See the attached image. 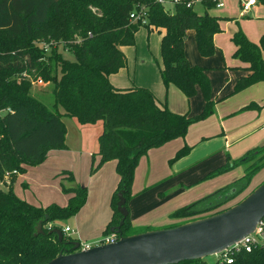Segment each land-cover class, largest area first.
<instances>
[{
	"label": "trees",
	"instance_id": "obj_1",
	"mask_svg": "<svg viewBox=\"0 0 264 264\" xmlns=\"http://www.w3.org/2000/svg\"><path fill=\"white\" fill-rule=\"evenodd\" d=\"M193 1L178 0L170 12L157 0H0V264H47L61 252H71L76 242L63 233L62 224L85 204V188L61 182V191L68 196L66 206L51 203L45 207L22 200L13 191L17 175L44 163L49 152L66 149L63 117L76 119L81 125L102 123L97 139L99 160L92 158L90 174L108 162L116 164L118 183L110 199L112 217L102 232L107 235L122 220L117 210L118 194H122L128 211L139 159L150 149L184 138L190 125L214 114L208 70L190 64L184 46L187 32L193 31L198 54L211 57L216 51L213 38L222 29L219 18L209 13L214 8L211 0L199 3L202 14L194 10L195 6L186 7ZM142 8L147 13V24L131 21L130 13ZM140 27L164 30L160 78L165 88L176 87L188 100L199 92L204 105L198 115L190 117L158 106L148 89H116L110 84L109 77L127 64L121 48L135 46ZM231 41L235 46L233 58L246 65V73L236 81L232 93L264 83V33L258 44L240 31L233 34ZM60 48L70 52L74 60L65 59ZM38 81L53 85L55 110L32 95ZM189 149L184 147L176 158L186 155ZM229 159L227 167L206 179L240 166L243 175L239 179L175 210L168 219L193 222L202 215L227 210L217 211L246 190L264 167V146L230 162ZM61 175L75 183L72 173L63 171ZM54 230L62 231L61 239ZM134 230L128 212L120 227L123 237L155 229ZM179 264L204 263L195 260ZM231 264H264V248L235 254Z\"/></svg>",
	"mask_w": 264,
	"mask_h": 264
},
{
	"label": "crops",
	"instance_id": "obj_2",
	"mask_svg": "<svg viewBox=\"0 0 264 264\" xmlns=\"http://www.w3.org/2000/svg\"><path fill=\"white\" fill-rule=\"evenodd\" d=\"M167 9L172 8V6H166ZM201 12L198 14L203 13V7L198 5ZM222 10V9H220ZM196 11V10H195ZM214 11V10H213ZM213 16H217L213 14L211 11L209 12ZM246 15V14H245ZM218 17V16H217ZM230 22V21H229ZM222 32L217 34L213 38L214 45L217 50H223L224 45L217 44V37L221 36L223 33L226 32L225 25L219 22ZM264 28V26H263ZM139 31V30H138ZM137 31V32H138ZM236 31L232 32V34ZM149 35L148 38V46L147 51L145 49L139 50L137 47L138 42L136 41L137 33L135 34V46L133 47H122L121 50L124 53L127 64L126 67L118 71L116 74H113L109 77L110 84L116 89H131L135 87L145 88L148 89L155 97L156 103L158 106H166L171 112L177 114H183L189 112L190 114L201 112L204 101L201 94L198 92L196 96L191 99H187L176 87L170 85L168 88H165L162 83H160V67H161V57H160V42L161 37L164 34V30L159 29H151V31L147 30ZM264 33V29L260 33V37ZM152 34V35H151ZM231 34V35H232ZM154 35V36H153ZM254 41V40H253ZM257 41L255 40L254 43ZM192 43H194V33L193 31H188L186 40H185V55L190 64L196 65L202 68L208 69L207 75L211 82V86L213 88V96L212 100L215 101V113L218 115L217 121L213 118L214 116H210L207 119L194 123L189 126L185 138L183 139L184 144H192L195 140H200L201 142H208L213 141L214 143L209 147L210 152L217 150V148L222 147L224 150L231 149L230 158L238 159L247 151L264 145V83L255 84L248 89L244 90L243 92L224 99L225 97L221 98L225 92L230 88L232 90L231 85L233 86L235 81L243 76L245 72L246 65L242 64L238 60L234 59L232 54L235 51L234 48L227 43L226 45V54L224 55V62H220L218 65H214L211 60H201L198 58L193 52H191V57L186 53L187 45L192 47ZM234 45V44H233ZM155 50L156 56H154L156 63V69L151 62L149 54H152L151 51ZM215 51V52H216ZM233 52V53H232ZM159 54V55H158ZM159 56V59H158ZM262 56L264 59V51L262 52ZM230 57V59H229ZM141 60V61H140ZM160 61V63H159ZM160 64V65H159ZM224 65V67L219 72L213 71L216 66ZM235 68V69H233ZM218 74V75H217ZM162 81V80H161ZM234 83V84H233ZM47 84L43 83H36L33 87L36 88L37 92H41V89L45 87ZM229 94V93H228ZM224 99V100H223ZM237 99H241L240 103L236 105ZM195 101V102H194ZM193 102V103H192ZM255 104V109L253 110L251 107L250 109H245L242 111L243 108L248 107L250 105ZM252 109V110H251ZM196 113L195 115H197ZM229 117V118H228ZM66 117H63L62 120H65ZM225 118H228L225 120ZM75 122H71V128L75 131H87L85 127L94 126V125H81L77 122L76 119L68 118ZM65 128H66V137H65V150H54L48 153L46 160L44 163L37 167H28L25 174L17 175L15 183L13 184V189L18 187L20 184L21 188L24 189L22 192H26V196L20 197L15 194L22 200H30L32 199L30 190L32 187L39 185L41 189H43L44 193H51L52 189H59L60 183L62 182L63 176L61 172L68 171L72 173L75 184L85 188L87 191L86 202L83 207L78 211L76 215L70 218L67 222L68 224L63 223L62 228H70L73 231V234L70 236L72 239L76 240V242H83V243H94L98 241L102 236V232L108 225L111 217H112V210L110 207V199L111 196L117 186L118 183V176L115 172V162H108L104 164L96 173L93 175H88L90 172L92 158L94 157L95 161L99 160V157L96 155V152L92 150H83V158L79 159L78 165H73L74 167L71 169H59L52 172L51 176L47 173V170L54 167L56 168L61 162L67 159L70 155L73 157L74 152L66 144V139L68 137V127L67 124L62 121ZM84 128H78V126ZM77 127V128H76ZM101 134V133H100ZM217 137L218 135H220ZM99 137V136H98ZM81 142L80 145L83 147V137L80 135ZM189 138V139H188ZM211 139V140H210ZM180 141V142H179ZM182 141L180 138L170 141L163 145L160 148L150 149L146 155L142 156L139 161L138 165L134 172V179L132 182V193L134 197L130 200V205H128V212L130 216V223L131 226L136 225L139 223L137 217H134V202L135 207H137V201L144 197V191L146 188L147 182L150 180L153 183L155 182H163L169 176H175L176 174L182 172L185 167L181 169H172L173 165L169 167L168 160L174 155V153L179 149L182 145ZM93 152V153H92ZM98 152V151H97ZM208 151L203 152V154H209ZM185 161V160H184ZM157 163L162 166L161 175H158L159 168L157 167ZM79 165H83L81 170H83V174L85 176L78 175V167ZM89 166V168H88ZM53 175V176H52ZM178 176H185V174L178 175ZM203 176V175H199ZM238 178V177H237ZM54 180L56 183L54 187H49L47 183L51 180ZM235 180V179H234ZM174 181V180H172ZM195 180H191L190 178H184L183 182L178 184L171 185L170 191L174 189H178L175 195L181 196L186 194L188 191L194 189L200 181L195 183ZM143 184V187H139L138 185ZM164 185L161 184L158 188ZM194 186V187H193ZM52 188V189H50ZM180 189V190H179ZM256 189V188H255ZM15 190V189H14ZM58 191V190H57ZM62 193V191H61ZM165 191L158 192L157 196L154 195L152 192L151 195L157 198L165 196ZM63 194V193H62ZM57 195V193H56ZM174 195V196H175ZM59 197V196H58ZM62 202L57 201L53 202L60 206H66V201L68 200V196L63 194ZM27 199V200H26ZM31 203L30 201H27ZM34 202V201H33ZM37 206H40L36 203H31ZM51 204V203H50ZM47 204L45 206H48ZM42 206V207H45ZM104 214L103 220L98 224L94 225L93 220L99 213ZM173 212V211H172ZM172 212L167 214L166 220L168 219V215ZM163 222H159V225L154 229H161L165 228L168 225H163ZM147 225V224H146ZM145 226V225H144ZM148 227V226H147Z\"/></svg>",
	"mask_w": 264,
	"mask_h": 264
},
{
	"label": "rangeland",
	"instance_id": "obj_3",
	"mask_svg": "<svg viewBox=\"0 0 264 264\" xmlns=\"http://www.w3.org/2000/svg\"><path fill=\"white\" fill-rule=\"evenodd\" d=\"M223 4H224V7L222 8V10H214V11L212 9L210 10L213 14L218 16L222 25H225L226 23H228L225 26L226 32L223 33L221 36L217 37V39H216L218 45H220V44L224 45L223 50H217L213 54V56L208 57V58H203L198 54L195 43H192L191 48H190V45H187V47H186V53L188 52L190 57H191V52H193V54H195L201 60H211L214 65H218L220 62L221 63L224 62L225 61L224 55L227 52L226 45L228 43L234 48V45L231 41V38H232L233 34L238 32V31L243 33L245 35V37L250 42L254 43V41L256 40L257 41L256 43H259V40H260L259 35H260L261 31L264 29L263 28V26H264V3H262L261 1H257V4L254 5L246 15H243L241 13V10L239 7V0H223ZM169 10H170V12L173 11L172 8H170ZM194 10H196V12H198V13L201 12L198 5L195 6ZM234 29H236V31L232 34ZM136 33H137L136 41L138 42V44H137L138 49L139 50L145 49V51H147L148 38H149V35L147 33V29L144 27H140L139 31ZM159 48H160V46H159ZM59 51L65 59L70 60V61L74 60V57L70 52L63 51L62 48H60ZM151 53L152 54H149V57L151 59L152 64L154 65V68L156 69L155 66H156L157 62L154 59V56H156L155 50H152ZM232 56H233V54H232ZM158 59H159V56H158ZM229 59H230V57H229ZM159 63H160V61H159ZM223 67H224V65L221 64L220 66H216V68L213 71L219 72V71H221V69ZM233 69H235V68H233ZM158 77L160 79V83H162L159 74H158ZM207 77H208V75H207ZM208 80H209V78H208ZM236 81L234 83H236ZM209 82H210V80H209ZM162 85H163V83H162ZM234 85L233 86L231 85L232 90H230V88H229L221 98L225 97L224 99H226L228 97L235 96V95L244 91L243 90V91H240V92L233 94L232 92H233ZM52 87H53V85L51 83H47V85L41 89L40 93L36 91L35 87H32V95L36 99H38L40 102H42L44 105H46V107H48V109H50L51 111L55 110L54 106H53L54 101H53V96H52ZM210 90H211L210 91V97H211V99H213L212 98L213 88L211 86V82H210ZM240 101H241V99H237V101H235L236 105L238 103H240ZM252 109L253 110L255 109V104H253ZM58 110L60 112H62L61 108H58ZM187 113L190 117H193V116H196L195 114L198 112L192 113V114H190L189 112H187ZM183 114H185V113H183ZM212 116H214L213 118L216 121L218 120L217 119L218 115L215 112ZM228 118H225V120H227ZM62 121H64V123L67 124V127H68V137L66 139V144L71 149H73L74 152H76L73 155L75 157L72 158V156L69 155L67 157V159L64 160L63 162H61L59 165H57L55 169H54V167L48 169L47 173H49V175H47V176H51L52 172L55 170L59 171V169H61V170L62 169H68V168L71 169L75 165H78L80 163L79 159L83 158V154H82L83 150H92L96 153L98 151L97 139H98V136L100 135V133L102 132V123L101 122H98L94 126L85 127V128H87L86 129L87 131L82 132V131H78V130L75 131L73 128H71V124H72L71 122L73 120L65 118V120H62ZM73 122H75V121H73ZM77 126H78V128H84V127H81L79 125H77ZM80 135L83 137V139H82L83 143H84L83 147L80 145V142H81ZM219 136H221V134L218 135L217 137H219ZM184 138H180L181 141L183 142L182 145L174 153V155L168 160V165H169L168 168H170V166L173 165L172 169H174V168L175 169H181L182 167H185V169L182 172L176 174L175 176H172V177L169 176L168 178L163 180V182L158 181V182L153 183L150 180L147 182V184H146L147 186H146L144 194H143L144 195L143 202H142V199H139L136 203L137 207H135V202H134V212H135L134 217L138 216L137 220L139 222V223H136V225H133V226H137V227H134L135 232L144 231V229H147V228L154 229L155 227H157L159 225L160 221L163 222L162 223L163 225L170 224V226L171 225H177V224L182 225V224L189 223L187 221H190V220H186L185 222L182 220H174V221L170 220V221H168V220H166L167 214L172 212V211L174 212L175 210L180 209L182 207L188 206V205H190V204H192V203H194V202H196L202 198L209 196L212 193H215L216 191H218L220 189H223V188L231 185V183H233L234 181H236L237 179H239L243 175V167L238 166V167H234L232 169H228V170L221 172V173L219 172L218 175L211 177L209 179H206V177L208 175H210L211 173H213L215 171H220V169H222L226 166V164L228 162V158H230L231 149L224 150L222 147H220V148H217V150L210 152L209 147L214 143V140L202 143L203 141L201 142V139H200V140H195L194 143H192V144H186V143L184 144V141H183ZM184 147L190 148L189 152L186 155H183L181 157L176 158L177 153H179ZM206 151H208L207 153H209V154H206V155L203 154L202 156H200L203 152L206 153ZM232 160H235V158H232V159L230 158L229 162ZM159 164L157 163V167L159 168L158 175H161L162 166H160L161 164L160 165ZM82 166L83 165H79V167H78V171H79L78 175L79 176H85V173L83 174L82 173L83 170H81ZM88 168H89V166H88ZM89 173L90 172H88V175H89ZM182 174H185V176H178V175H182ZM90 175H93V174H90ZM199 175H203V176H199ZM62 176H63L62 182L65 186H75V183H70V181L67 179V177H66L67 175H62ZM184 178L185 179L190 178L191 180H195L196 184L198 181H200V183L197 184V186L194 189L188 191L186 194L181 195V196H177V195H175V193L177 192L178 189H176V190L174 189L173 191H170L169 187L173 184H178L180 182H183ZM172 180H174V181H172ZM7 182H9V181L7 180ZM263 182H264V167L252 178V180L250 181V184L246 190H244L234 200L230 201L229 203H227L225 206L221 207L217 211L227 209V208L229 209V208L235 206L236 204L240 203L250 193H252L255 190V188L260 186ZM55 183L56 182L52 179L51 181H49L47 183V185L49 187H54ZM163 183H164V185L162 187L158 188ZM7 185L8 184L5 183L6 187H7ZM5 186L2 185L3 189ZM138 186L143 187V184H140ZM14 189H13L14 193L16 192L17 195H19L20 197H24V195L26 196V194H27L26 192H22V191H24V189L21 188L20 184H18V187L14 188ZM50 189H52V188H50ZM163 191L166 192L165 196L158 197L159 200L157 201V198H155L154 195L157 196L158 192H163ZM152 192L154 193L153 196L151 195ZM43 193H44L43 189H41V187L39 185H36L35 187H32L30 190V194H31L32 199H30V200L26 199V200L30 201L31 203H36L42 207V206H45V205L53 203V202H57V201L62 202V198L64 199V197H62L63 194L61 193V190H59V189H52L51 193H46V194H43ZM56 193H57V195H56ZM131 193H132V189H131ZM133 197H134V194L132 193V198ZM66 203H67V201H66ZM129 203H128V205H130ZM217 211H215V212H217ZM209 214L202 215L203 216L202 218L210 216ZM103 218H104V214H102L100 212L94 218L93 224L98 225L103 220ZM197 220H199V219H197ZM67 221L68 220L65 221V224H68ZM64 234L66 236H69V237L72 235V233H64ZM102 236H104V235H102ZM100 237H101V234H100ZM202 262L204 264H215L217 262V257L215 255L207 256V257L202 259Z\"/></svg>",
	"mask_w": 264,
	"mask_h": 264
},
{
	"label": "water",
	"instance_id": "obj_4",
	"mask_svg": "<svg viewBox=\"0 0 264 264\" xmlns=\"http://www.w3.org/2000/svg\"><path fill=\"white\" fill-rule=\"evenodd\" d=\"M117 210L122 216L118 226L110 228L119 240L113 244L60 253L47 264H179L202 260L220 253L251 233L264 219V182L235 206L174 228L148 231L123 237L120 227L128 215L122 194ZM59 239L62 231L54 230Z\"/></svg>",
	"mask_w": 264,
	"mask_h": 264
},
{
	"label": "built area",
	"instance_id": "obj_5",
	"mask_svg": "<svg viewBox=\"0 0 264 264\" xmlns=\"http://www.w3.org/2000/svg\"><path fill=\"white\" fill-rule=\"evenodd\" d=\"M158 3L163 4L165 6H173L178 3V0H157ZM214 3V8L212 10H220L224 7L223 0H211ZM201 3V0H194L193 2H190L186 5L187 8H191L192 6L199 5ZM257 4V0H239V7L241 10V13L243 15L247 14L250 9ZM129 18L133 22L140 21L142 24H147V13L142 8L140 11L131 12L129 15ZM36 83H42L40 81ZM35 83V84H36ZM63 233H72L73 231L66 227L63 230ZM119 240V235L117 233H109L107 235L101 236V238L94 242V243H83L78 242L79 247L76 251H85L89 250L92 247L95 246H104L109 245L117 242ZM257 248H264V219L260 221L254 230L243 237L240 241L234 243L233 245L229 246L228 248L224 249L220 253L216 254L217 257V263L220 264H231L234 260L235 254H238L240 252H246L251 253L253 250Z\"/></svg>",
	"mask_w": 264,
	"mask_h": 264
}]
</instances>
